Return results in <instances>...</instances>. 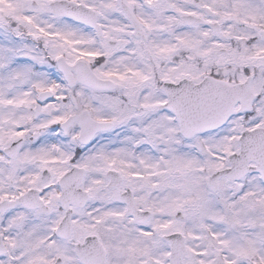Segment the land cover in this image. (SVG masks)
<instances>
[{
	"label": "snow or ice",
	"instance_id": "obj_1",
	"mask_svg": "<svg viewBox=\"0 0 264 264\" xmlns=\"http://www.w3.org/2000/svg\"><path fill=\"white\" fill-rule=\"evenodd\" d=\"M0 264H264V0H0Z\"/></svg>",
	"mask_w": 264,
	"mask_h": 264
}]
</instances>
